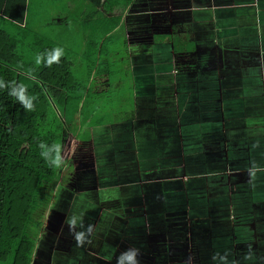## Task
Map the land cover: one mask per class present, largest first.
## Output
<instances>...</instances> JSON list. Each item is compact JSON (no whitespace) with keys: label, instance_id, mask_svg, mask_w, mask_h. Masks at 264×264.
<instances>
[{"label":"crops","instance_id":"1","mask_svg":"<svg viewBox=\"0 0 264 264\" xmlns=\"http://www.w3.org/2000/svg\"><path fill=\"white\" fill-rule=\"evenodd\" d=\"M74 2L62 6L67 17L53 22L65 29L79 23L87 47L91 28L99 27L90 20L113 12L106 0H84L81 11ZM117 15L125 53L108 57L96 36L91 44L94 70L113 61L128 76L116 96V118L93 124L88 141L92 187L106 192L89 203L100 213L89 218L84 236L95 247L88 264H117L129 248L139 249V264H264V172L255 180L248 173L252 160L264 166V74L259 79L248 68L252 59L264 63V54L251 57L243 47L252 40L237 24L233 37L241 45H230V28L224 38L219 28L227 17H255L263 28L264 0H132ZM144 15L145 22L135 19ZM221 59L233 67L222 68ZM180 60L193 61L192 71L178 67ZM96 71L80 108L90 105L89 92L97 97L92 101H105L100 78L107 75ZM116 79L122 81L118 73ZM93 117L78 115L75 125L88 126ZM107 204L120 226L103 220ZM101 232L122 236L116 245L101 239L98 249Z\"/></svg>","mask_w":264,"mask_h":264},{"label":"trees","instance_id":"2","mask_svg":"<svg viewBox=\"0 0 264 264\" xmlns=\"http://www.w3.org/2000/svg\"><path fill=\"white\" fill-rule=\"evenodd\" d=\"M131 1L106 0L113 16L90 20L99 27H88L92 35L83 56L87 68L84 80L74 76L75 66L67 57H55L58 45L30 33L28 0H0V80L23 85L25 103L32 105L26 108L17 95L9 94V88H0V263H32L42 219L64 164L63 159L59 167L50 163L48 149L59 144L60 155H64L76 116H82L86 108L80 105L98 62L92 52L93 38L102 42L101 49L108 57L125 53L124 28H115L120 23L117 13L125 11ZM38 55L41 63H37ZM102 65L96 73L106 68ZM117 73L115 70V79ZM92 93L89 99L94 97ZM91 114L95 115L88 112L83 117Z\"/></svg>","mask_w":264,"mask_h":264},{"label":"rangeland","instance_id":"3","mask_svg":"<svg viewBox=\"0 0 264 264\" xmlns=\"http://www.w3.org/2000/svg\"><path fill=\"white\" fill-rule=\"evenodd\" d=\"M67 1L68 0H28L26 9L27 26L30 33L34 36H38L39 34L52 40L55 45H58L59 49L63 50V56L67 57L75 66V76L78 78L83 77L84 80H86V64L83 58H81L86 47L84 45V34L80 30V24H71L70 29H65V26H67L65 23L59 25L53 22L58 18L67 17V14L61 13L62 6L67 5ZM74 1V8L81 11L84 8V0ZM230 15H233V13L229 12L226 16ZM135 19L145 22L146 16H138ZM259 20L262 21V19ZM236 24L239 32H246L245 36L252 40L251 44L243 47L251 51V57L257 58L260 54H264V27L262 28V25L257 23V18L255 17L247 22L232 20L231 17L221 18L219 23L221 38L226 36L228 28H230V34L226 36L228 39H231L229 44L232 46L241 45L240 39L233 37V28ZM226 47L230 46L227 45ZM192 63L194 62H184L180 60L178 67L189 69L188 72H191L193 68ZM221 65L222 68L225 69L233 67L222 59ZM248 68L254 72L257 78L262 79V73L264 74L263 62L252 59ZM115 70L118 71L119 79L122 81L115 79ZM101 73L107 75V77L100 78L104 79L106 82V93L103 94V100L105 101H92L93 98H97L94 96L95 93L93 91L92 96L94 97L90 99V105L83 109L82 116L88 112H93L95 114L94 117L88 126L79 124L72 127L71 133L73 136L68 142L70 150L67 146L62 156L64 164L59 169V179L56 182L57 187L53 192L49 208L42 219L41 232L33 254V264L34 261L36 264L38 262L39 264H70L72 262V256L81 259V264H88V260L93 254V249L95 247L94 245L89 247V245L85 243V237L84 242L80 245L77 244L74 238V232H83L84 236H86L90 232L89 228L92 226L89 218L92 215H99L100 213L99 208L93 209L89 203L92 202L96 204L100 199L106 198V192H104L103 196L100 191L94 190L91 184V178L94 175L90 172L92 169V161L89 159L94 158L91 156V143L88 141L91 137V128L93 124L102 122L99 124V126H101L105 121L116 118V96L121 90L120 86L127 80L128 76L124 66L118 65L117 62L113 61L108 63L105 69L102 68ZM90 80L91 79L88 81V89L91 86ZM97 84H101V81L98 80L94 82V85ZM82 134L85 135V148H79L82 146ZM236 134H238V132ZM73 148H75V150ZM61 176L63 178L60 179ZM107 201H111V199ZM103 208L105 209L103 220L108 221L110 219L115 226H120L121 220L118 221L117 217L111 216V213L107 211L114 207L107 204V206ZM72 220H75V225L73 226V230H70V221ZM178 220H183V217H179ZM121 236L122 232L96 233L98 239L96 241V248H101V239L105 241L108 240L112 243L111 245H116L117 242L120 241ZM0 264H10V262Z\"/></svg>","mask_w":264,"mask_h":264},{"label":"clouds","instance_id":"4","mask_svg":"<svg viewBox=\"0 0 264 264\" xmlns=\"http://www.w3.org/2000/svg\"><path fill=\"white\" fill-rule=\"evenodd\" d=\"M54 53H55V57L58 58L60 55H62L63 50L57 48L54 50ZM41 61H42V58L40 55H38L37 63H41ZM0 88H9L10 95H17V98L22 103H25L26 88L23 85H14L11 82H5L3 80H0ZM31 106L32 105L30 103H25L26 108L30 109ZM44 147L45 145L41 143V148H44ZM252 147L256 148L258 147V144L254 143ZM60 153H61V146L59 144H55L51 148L48 149V155L46 156V159H49L50 163L59 167L60 164L62 163V157ZM42 155H44L43 152H42ZM257 172H264V166L259 165L255 160L250 161V164L248 167V173L252 180H255ZM74 225H75V220L70 221V230H73ZM74 238L77 241V244L80 245L84 242V233L74 232ZM138 256H139L138 248H129L125 250L124 252H122L119 257H117V264H124L125 261H127L128 264H139ZM217 256H219V253H214L212 258L215 260ZM221 259H224V257H221Z\"/></svg>","mask_w":264,"mask_h":264}]
</instances>
